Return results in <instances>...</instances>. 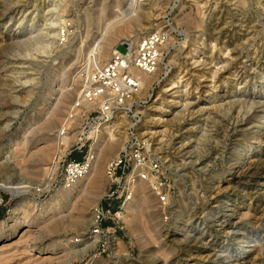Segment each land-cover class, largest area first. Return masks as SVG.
<instances>
[{
    "label": "rangeland",
    "instance_id": "1",
    "mask_svg": "<svg viewBox=\"0 0 264 264\" xmlns=\"http://www.w3.org/2000/svg\"><path fill=\"white\" fill-rule=\"evenodd\" d=\"M128 1L0 0V182L30 186L0 190V264H264V0H139L124 18ZM110 25L102 64L122 41L165 35L136 132L167 199L130 180L123 219L97 235L96 209L119 206L106 172L130 119L117 114L110 150L97 125L75 150L80 119L66 145L58 133ZM91 152L94 171L64 188V161Z\"/></svg>",
    "mask_w": 264,
    "mask_h": 264
},
{
    "label": "built area",
    "instance_id": "2",
    "mask_svg": "<svg viewBox=\"0 0 264 264\" xmlns=\"http://www.w3.org/2000/svg\"><path fill=\"white\" fill-rule=\"evenodd\" d=\"M164 39V34L155 33L143 38L137 48L122 44L126 48L125 53H121L116 47L108 62L94 67L86 74L79 98L72 105L58 133L60 140L67 137L75 120H82V137L79 139V146L75 148L79 150L89 139V132L95 125H104L121 113L130 119L128 140L120 153L109 162L106 172L111 188L105 201H119V206L112 211L103 207L96 209L94 234H103L102 227L105 223L118 225L121 222L124 207L131 200L132 179L153 182L160 201L167 199L164 193L167 183L163 168L159 161L151 158L149 143L142 141L136 132L141 121L139 110L147 104L150 96L139 98L142 84L130 73L135 69L149 76L155 74ZM64 41L62 38L61 42ZM91 170L89 155L83 161L65 160L62 172L64 188H72L78 181L86 178Z\"/></svg>",
    "mask_w": 264,
    "mask_h": 264
},
{
    "label": "bare ground",
    "instance_id": "3",
    "mask_svg": "<svg viewBox=\"0 0 264 264\" xmlns=\"http://www.w3.org/2000/svg\"><path fill=\"white\" fill-rule=\"evenodd\" d=\"M138 2H139V0H129L128 1V3H127V11L122 12L124 18H131L132 16L135 15L136 10H137V6H138ZM121 25H123V24H121ZM112 26L113 25H110V26L105 28L104 32L96 39V41L94 42L93 47L89 51L87 62H88V65L92 66V68L101 65L102 64V58L107 57V55L109 53L110 47L112 46V44L114 42V38L116 37V34H117L116 32H110L109 33V31L111 30ZM120 33H122V30H121ZM120 43H130V42L122 41ZM137 44H139V43H137ZM129 46H132L131 43L129 44ZM115 50H116V47H115V49H113V52ZM130 73H131L132 76H134L135 78L139 79V81L142 84V87L146 86L151 81V77L149 75H146V74H144V73H142V72H140L138 70L132 69L130 71ZM116 117L117 116L112 117V119L108 123H105L104 125H97L96 127H94V130H93L98 136V133L100 132V129L102 127H104V133L106 134L105 137H107L106 145L105 144L104 145L106 146V148L108 150L113 148V143L116 144L115 141L117 140V137H118L114 133V127L117 130L118 126L120 125V124L117 123V118ZM116 133H117V131H116ZM61 140H62L61 141V145H66V142L68 141V138L64 137ZM115 146H114V148H115ZM59 153H60V151H59ZM92 153L93 152H91L90 155H89V157H90L89 160L90 161L94 157ZM98 157H99V155H98ZM93 171L94 170L92 169V172ZM27 189H30V186L28 185V183H25V182L24 183H5V182H0V190L8 192L12 196H18L20 193L24 192Z\"/></svg>",
    "mask_w": 264,
    "mask_h": 264
},
{
    "label": "trees",
    "instance_id": "4",
    "mask_svg": "<svg viewBox=\"0 0 264 264\" xmlns=\"http://www.w3.org/2000/svg\"><path fill=\"white\" fill-rule=\"evenodd\" d=\"M78 159H81V158H78ZM73 160H76V161H78L77 159H73ZM117 208V206L114 208V209H116Z\"/></svg>",
    "mask_w": 264,
    "mask_h": 264
}]
</instances>
